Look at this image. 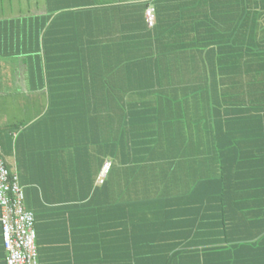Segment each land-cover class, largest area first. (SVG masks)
Returning a JSON list of instances; mask_svg holds the SVG:
<instances>
[{
    "label": "crops",
    "instance_id": "0c3cea01",
    "mask_svg": "<svg viewBox=\"0 0 264 264\" xmlns=\"http://www.w3.org/2000/svg\"><path fill=\"white\" fill-rule=\"evenodd\" d=\"M43 1L44 7L17 24L14 38L21 50L26 43L33 49L38 45L40 29L46 30V42L52 45L108 44L109 53L94 50L78 55L95 63L121 62L109 73L111 90L119 94L110 104V130L136 121L135 108L143 122H153L150 128L161 118L176 117L178 123L174 124L173 133L154 134L158 135L162 159L138 167L125 162L116 164L101 185L96 181L101 160L89 168L84 163L86 154L98 155L91 150L70 149L69 120L41 119L47 103L38 117L34 115L28 121V134L24 136L27 146L20 134L11 144L0 137V157L9 172L18 174L24 207L34 214L38 263L134 264L136 253L140 254L136 257L139 264H144L145 253L151 250L187 252L196 246L198 236L214 237L207 225H201L208 216L200 208L201 204L206 205L212 217L211 189L217 155L214 145L204 142H209L212 135L205 118L215 107L208 96L199 99L194 92H206L208 77L236 78L235 84L224 85L222 93L231 97L233 103L247 102L244 78L260 76L264 60L261 0L248 6L245 0ZM145 2L147 7L150 2L155 3L158 21L154 20L152 26L147 24ZM163 7L164 13L160 14ZM68 9L79 11L74 21L68 20L70 14L57 16ZM90 13L94 14L93 23L87 20ZM45 14L49 15L41 20ZM137 33L142 39H134ZM199 36H206V48L183 49L189 40H199ZM122 44L125 50L119 47ZM52 50L56 54H50L49 60L73 57L69 56L70 48L59 54L55 47ZM18 60L21 89L48 90L52 73L46 76L35 69L27 71L23 54ZM127 61L134 62V73L127 64L122 65ZM25 71L29 72V88ZM131 77V83L140 86L134 87L140 96L131 95L128 89ZM64 87L56 85L54 89L61 91ZM100 87L95 80L94 92H101ZM191 94L192 97L184 98ZM235 112L240 113H231ZM102 117L94 112L95 125L101 126ZM119 133L121 129L116 135ZM131 137L126 140L134 141ZM76 156L81 157L77 162L71 159ZM5 259L0 225V264H6Z\"/></svg>",
    "mask_w": 264,
    "mask_h": 264
},
{
    "label": "trees",
    "instance_id": "16d2710c",
    "mask_svg": "<svg viewBox=\"0 0 264 264\" xmlns=\"http://www.w3.org/2000/svg\"><path fill=\"white\" fill-rule=\"evenodd\" d=\"M258 1L245 0L247 6L250 2ZM260 2L261 10L264 11V0ZM147 3L145 2L144 6ZM78 12L68 9L65 12H59L57 16L62 17L70 14L71 17L68 20L74 21ZM46 15L49 14L41 16L40 19L46 18ZM93 17L94 14L90 13V18L87 20L93 23ZM5 23H0V31L7 28ZM87 31L89 30L87 29ZM3 33L4 35L0 34V40L8 36L5 31ZM38 35L40 38L38 45L33 49L26 43L19 54L25 55L23 62L27 70L35 69L38 74L43 73L46 76L48 73H52V76L48 77L52 81V83L49 82L48 92L53 98L51 100L50 96V102H48L44 114L46 118L56 122L69 120L70 149L95 152L98 156L86 154L84 163L89 168L97 166L101 160L99 172L105 162L109 163L103 182L99 183L97 177V183L103 184L112 166L114 167L116 164L125 162L138 167L141 164L149 165L159 160L162 154L158 150L159 143L156 140L158 135L154 134L157 132L173 133L174 124L178 123L177 118H161L156 120V125L150 128L151 122L147 120L143 122L139 118L141 114L139 109L135 108L136 121H132L131 125H118L117 129L110 130L112 127L109 115L110 104L117 100L119 94L112 91L113 88L110 86L112 79L109 73L111 69L117 67V62L97 61L95 63L78 55L81 53L91 54L94 50L109 53V45L98 46L94 43H84L63 47L48 44L46 30L42 32L40 29ZM135 35L137 36H134V39H142V35L138 38L140 33ZM205 41L206 36H199V40L193 37L183 49L203 50L208 46ZM123 45H119V47L125 50ZM54 47L58 54L64 51L63 49L70 48L69 56H73L72 59L49 60L50 54H56L52 50ZM262 53H264V49ZM118 63L121 64L119 61ZM133 63V61H127L122 65L127 64L128 68H126L134 73ZM261 65L260 76L244 78L245 88L248 91L246 93L247 102L243 104L235 103V101L233 103L231 97L222 93L224 85L235 84L236 78L208 77L206 78L208 81L205 87L206 92L204 94L194 92L199 94V99L201 96L204 98L208 96L207 100H210L215 107L210 116L205 118L206 126L211 129L212 135L208 137L209 142H204V144L212 143L217 155L214 165L217 172L212 179L213 188L211 189L214 199V206L211 208L212 217H209L210 212L206 211L204 207L206 205L201 204L200 208L202 213H207L206 216H208L202 220L201 225H207L214 237L198 236L197 242H195L196 246L187 252L151 250L145 253L147 259L144 264H264V60ZM132 77L129 79V83L133 80ZM95 80L100 83L101 92H94ZM56 85L65 87L61 91H56L54 89ZM134 87L139 88L140 86L131 83L128 88L131 90V95L140 96V92L136 91ZM190 97L192 94L184 96L187 99ZM99 104L100 107H98ZM231 106L234 109L227 110ZM232 111L240 113L232 114ZM94 112L103 116L101 126L95 125ZM253 112L257 114L252 115ZM212 115L215 116L213 120L210 118ZM120 129L122 133L116 135ZM129 136L135 140L127 141L126 137ZM142 137L146 138L143 141L137 140ZM160 158L162 159L163 156ZM71 159L77 162L81 157L76 156ZM167 175L169 176L168 173ZM197 195L199 196L198 193ZM181 198L185 199L184 194L181 195ZM202 199L204 200L205 196H202ZM211 225L212 229H210ZM167 246L169 248L170 245ZM139 255L135 253L134 264H139L137 259Z\"/></svg>",
    "mask_w": 264,
    "mask_h": 264
},
{
    "label": "rangeland",
    "instance_id": "374dc122",
    "mask_svg": "<svg viewBox=\"0 0 264 264\" xmlns=\"http://www.w3.org/2000/svg\"><path fill=\"white\" fill-rule=\"evenodd\" d=\"M42 4L44 5L43 0H0V23L6 22L7 27L0 31V34L4 35L3 32L5 31L8 35L6 41L4 38L0 40V137L10 144L12 140L15 141L16 135L20 134L21 137L25 138V145H28V139L24 137L28 134V121L34 115H40L41 107L50 102L51 95L46 89H43L42 92H24L21 89L19 77L21 70L18 58L22 50L14 38L17 24L27 21L28 17L36 13L35 10L44 7ZM150 7L153 8V22L156 19L158 21L155 3L150 2ZM159 12L163 14L164 7ZM161 23H164L163 17H161ZM24 57L25 55H23ZM27 71H25L24 80L28 87L29 72ZM52 98L51 96V100ZM41 117V119L46 118L45 114H42Z\"/></svg>",
    "mask_w": 264,
    "mask_h": 264
},
{
    "label": "built area",
    "instance_id": "2783aa9c",
    "mask_svg": "<svg viewBox=\"0 0 264 264\" xmlns=\"http://www.w3.org/2000/svg\"><path fill=\"white\" fill-rule=\"evenodd\" d=\"M153 8L145 9L147 24H153ZM109 163L105 162L98 175L102 183ZM34 214L24 207V193L18 174L9 172L0 157V225L6 264H39L33 228Z\"/></svg>",
    "mask_w": 264,
    "mask_h": 264
}]
</instances>
